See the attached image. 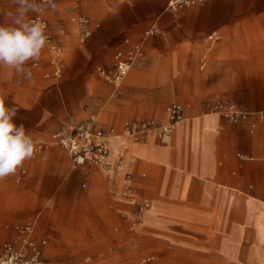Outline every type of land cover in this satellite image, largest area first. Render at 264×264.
<instances>
[{
	"label": "crops",
	"instance_id": "obj_1",
	"mask_svg": "<svg viewBox=\"0 0 264 264\" xmlns=\"http://www.w3.org/2000/svg\"><path fill=\"white\" fill-rule=\"evenodd\" d=\"M53 2L59 9L43 16L63 47L61 81L45 77L51 71L47 44L39 60L26 64L29 78L0 66L6 106L19 108L14 122L23 123L35 142L33 157L0 180V251L16 237L15 225L34 222V239L46 241L47 264H138L146 258H152L147 264H264V0H206L177 13L166 10L168 0ZM8 4L0 7L12 8ZM78 16L91 21L84 43ZM154 28L159 33L147 37ZM126 39L142 42L143 53L113 95L96 67L109 66L128 47ZM180 78L182 85L175 83ZM177 89L184 104H170L184 106V119L172 138L132 142L112 180L99 166H75L62 147L38 148L62 124L91 114L98 128L118 132L140 117L166 121L163 105ZM111 99L117 111L107 116ZM216 101L235 104L247 118L231 123L208 112ZM123 144L112 139L113 162ZM140 158L150 163V178L126 172L144 170ZM126 173L154 210L133 230L124 215L135 206L114 196ZM144 233L153 235L149 246L140 239ZM129 234L136 239L131 245Z\"/></svg>",
	"mask_w": 264,
	"mask_h": 264
},
{
	"label": "built area",
	"instance_id": "obj_2",
	"mask_svg": "<svg viewBox=\"0 0 264 264\" xmlns=\"http://www.w3.org/2000/svg\"><path fill=\"white\" fill-rule=\"evenodd\" d=\"M206 0H168L166 10L177 13L184 8H189L205 3ZM34 19L46 25L47 45L49 50V65L51 71L45 74L46 78H54L61 81L64 70L63 47L49 30V23L44 18L43 12L34 15ZM90 19L78 16L76 19L79 41L84 43L91 36ZM154 34V29L146 32V36ZM128 46L124 50L117 51L113 56V62L109 66L98 65V76L114 89V94L125 81L135 61L143 53V43H131L125 40ZM208 112L219 114L226 121L238 123L247 118V113L241 111L235 104L216 101L206 108ZM167 120L158 121L153 118L140 117L126 121L122 131L115 128L100 129L97 127V114L78 124H62L51 134L50 141L38 148L57 145L65 149L75 166H99L106 171L107 177L112 180L117 170L123 167V157L128 152V142H144L149 137L166 139L172 136L175 126L184 119V106L179 103H171L166 108ZM118 137L124 144L120 150V156L113 162L110 158L112 139ZM116 198L132 204L135 209L130 215H124L129 220L131 230L138 227L144 220L145 215L151 208L147 199L137 196L132 185V175H124L122 189L115 193ZM16 237L6 242L0 251V264H47L43 257V247L46 241L34 239L36 224L29 222L15 225ZM152 258L142 259L138 264H147Z\"/></svg>",
	"mask_w": 264,
	"mask_h": 264
},
{
	"label": "clouds",
	"instance_id": "obj_3",
	"mask_svg": "<svg viewBox=\"0 0 264 264\" xmlns=\"http://www.w3.org/2000/svg\"><path fill=\"white\" fill-rule=\"evenodd\" d=\"M11 5L10 9L0 7V17L6 21L0 23V66L29 78L25 66L40 59L48 40L46 25L33 14L54 9L55 4L53 0H11ZM5 101V91L0 89V180L14 176L35 151L31 133L23 123L14 122L19 108L6 106Z\"/></svg>",
	"mask_w": 264,
	"mask_h": 264
},
{
	"label": "rangeland",
	"instance_id": "obj_4",
	"mask_svg": "<svg viewBox=\"0 0 264 264\" xmlns=\"http://www.w3.org/2000/svg\"><path fill=\"white\" fill-rule=\"evenodd\" d=\"M0 2L2 3V5H5V6H7V5H9L8 4V0H0ZM55 7H58V9H59V2H55ZM159 33V30L157 29V28H154V34H158ZM132 69V68H131ZM130 72H131V70H130ZM127 79V78H126ZM126 79H125V81H126ZM3 81L4 82H7V79H3ZM54 83H57L56 81H54V80H52ZM125 81H124V83H125ZM93 83V80H92V82H91V84ZM124 83L122 84V87H123V85H124ZM175 83L177 84V83H179V84H183V79L182 78H180V79H176V81H175ZM95 85L97 86L98 85V82L96 81L95 82ZM183 96H185L184 95V93L183 92H181V91H179V89H177V91L175 92V93H171L170 95H169V98H170V100H167V102L163 105V110L164 109H166L167 108V106L170 104V102H173V101H179V102H181L182 104H184V102L183 101H181V98L183 97ZM139 97V96H138ZM143 98V97H142ZM168 98V99H169ZM111 100H115V99H111ZM113 104H111L110 106H109V108H108V111H107V116L108 115H111L112 116V114L115 112V111H117V110H115V109H117L116 107H115V101L114 102H112ZM126 112H130V113H135V111L133 110V108H130V107H127L126 109H124ZM142 112H151V111H148V110H142L140 113H142ZM173 135V134H172ZM172 137H170L169 139H171ZM168 139V140H169ZM167 141V140H166ZM129 143L130 144H132V141H129ZM130 144H128V148H129V145ZM133 154H136V155H138L135 151H133ZM137 160H139V158H137ZM140 160H141V162L142 163H144V165H145V169L144 170H139L138 172H136L135 170H126V172H132L133 174H136V175H140L141 176V174L142 173H145L146 174V178H150L151 176H152V170L150 169V166H149V164L150 163H148L147 162V160L146 159H142V158H140ZM136 172V173H135ZM161 172V171H160ZM159 176V174H157L155 177L157 178ZM159 182H161V181H159ZM160 187H163V188H165V192L164 193H162V195L163 196H167L166 195V192H167V190H168V185H167V183L165 184V185H163V186H160ZM154 188L156 189V187L154 186ZM154 188L152 187V186H149V189H151V190H154ZM175 196H178V195H175ZM181 196V195H180ZM150 199H151V201L153 202V199H152V197L150 196L149 197ZM179 198H181V197H179ZM246 198H249V196H247ZM132 212V211H131ZM130 211H128L127 212V215L129 216L130 215V213H131ZM152 212H154V210H149L147 213L148 214H150V213H152ZM132 235V234H131ZM131 235L129 234L128 235V242H129V245H131L133 242H136V239H134V237H131ZM140 239H142V244H143V246H149V245H151V243H152V240H153V235H151V234H147V233H144L143 235H142V237L140 238ZM140 242H141V240H139ZM170 243H167V242H163V245H169Z\"/></svg>",
	"mask_w": 264,
	"mask_h": 264
},
{
	"label": "bare ground",
	"instance_id": "obj_5",
	"mask_svg": "<svg viewBox=\"0 0 264 264\" xmlns=\"http://www.w3.org/2000/svg\"><path fill=\"white\" fill-rule=\"evenodd\" d=\"M179 125V123L176 125V126H178ZM176 126H175V129H176ZM175 132V131H174ZM170 137H172V136H170ZM169 137V138H170ZM169 138H166V139H169ZM128 144H130L129 142H128ZM130 148H131V144L129 145V151H130ZM37 239V238H36ZM45 247V246H44Z\"/></svg>",
	"mask_w": 264,
	"mask_h": 264
}]
</instances>
